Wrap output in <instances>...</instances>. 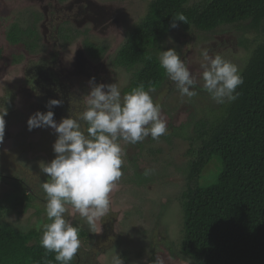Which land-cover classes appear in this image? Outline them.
Listing matches in <instances>:
<instances>
[{
    "label": "rangeland",
    "instance_id": "rangeland-1",
    "mask_svg": "<svg viewBox=\"0 0 264 264\" xmlns=\"http://www.w3.org/2000/svg\"><path fill=\"white\" fill-rule=\"evenodd\" d=\"M98 1L110 4L109 9L90 11L93 22L86 24L88 35L76 36L75 41L67 43L57 34L59 26L70 24L71 30H75L72 23L83 22L80 12H86L90 5L95 6L96 3L82 4L80 0H69V5L73 2V10L67 12L65 8L56 6L58 0L13 1L23 5L22 18H42L44 22H39L37 30L46 44L34 55L24 50L19 65H12L9 59L0 61V111L7 110L5 129L11 135L0 142V169L3 175L9 176V179L0 178V221H6L23 232L38 230L42 234L43 224L49 222L45 213V194L40 188V183L48 177L39 165L55 158L53 144L57 138L51 128L43 133V128L29 131V117L37 111L44 112L50 97L63 101L51 109L57 114L54 119L60 122L71 115L73 109L82 110L87 106L85 99L91 78L95 77V83L117 84L122 94L132 78L126 70L116 69L113 61L128 32L146 15L147 2ZM45 7L50 8L48 13L43 10ZM63 11L64 17L53 18L52 13L63 14ZM240 34L230 26L209 33L192 31L189 34L176 29L169 34L165 50L175 48L193 72L199 70L204 49H208L210 54L221 55L241 70L246 51L240 45ZM84 40H93L106 49L101 61L91 59L84 48ZM0 51L10 57L17 50L1 36ZM40 75H43L41 79ZM196 91L195 97H182L175 84L167 78L160 89L150 93L154 103L161 107L167 133L156 140L149 136L135 145L118 141L122 148L123 175L110 193L109 212L96 220L95 226H90L71 205H66L68 212L65 216L79 228L81 241L71 264H112L116 254L123 258L124 264H153L157 258L162 264H190L179 248L183 221L181 200L186 190L190 142L172 138L169 144L162 138L173 132L171 127L187 124L192 118H202L205 107L218 105L199 86ZM192 129L190 127L188 132L193 133ZM158 150L162 153L158 154ZM133 160L138 163L140 174H144L145 169H154L152 174L145 175L152 180L147 186L136 187L131 183ZM219 170L220 165L215 159L205 170L204 176L211 175L206 184L215 182ZM15 179L28 183L29 187L25 190L17 187L13 182ZM30 190L35 191L36 201ZM26 204H31L28 210ZM39 209L42 210L40 215Z\"/></svg>",
    "mask_w": 264,
    "mask_h": 264
},
{
    "label": "trees",
    "instance_id": "trees-1",
    "mask_svg": "<svg viewBox=\"0 0 264 264\" xmlns=\"http://www.w3.org/2000/svg\"><path fill=\"white\" fill-rule=\"evenodd\" d=\"M147 13L128 32L113 66L132 74L123 93L139 85L158 90L167 79L158 55L165 50L170 33L214 32L234 27L246 51L240 70L244 83L236 101L205 107L204 117L173 128L165 138L190 142L186 168L181 254L190 264H264V0H145ZM183 13L188 24L172 17ZM27 35V33H24ZM27 40L10 34L7 40L30 54L37 51L36 32ZM34 38L35 42L31 40ZM65 43L76 36H62ZM84 48L91 59L101 61L106 49L90 40ZM193 127V133L188 132ZM192 133V134H189ZM140 146V145H137ZM158 154L162 150L157 151ZM217 159L220 170L215 182L205 170ZM132 162V161H130ZM134 186L152 182L132 162ZM127 171V170H126ZM31 205H26L28 210ZM38 215L42 210H38ZM38 230L23 232L0 221V264H58L54 253L40 246ZM34 242V244H32Z\"/></svg>",
    "mask_w": 264,
    "mask_h": 264
},
{
    "label": "clouds",
    "instance_id": "clouds-1",
    "mask_svg": "<svg viewBox=\"0 0 264 264\" xmlns=\"http://www.w3.org/2000/svg\"><path fill=\"white\" fill-rule=\"evenodd\" d=\"M177 22L188 24L183 13L172 17L170 27L177 28ZM201 55L197 72L189 69L175 48L161 51L158 59L182 97H195L199 86L217 104L236 101L240 95L237 89L244 83L237 65L219 54H210L208 49ZM89 84L87 106L82 110L73 109L71 115L57 122L54 119L57 114L51 109L63 101L49 97L45 106L50 110L37 111L27 120L29 131L51 128L57 137L53 144L55 158L39 165L48 177L40 183V188L45 194V213L49 221L42 226L39 243L46 253L55 254L58 264H71L81 244L79 228L65 216L66 205H71L90 226H95L96 220L109 212L110 193L123 175L122 148L118 141L135 145L149 136L156 140L167 133L161 107L150 95L154 88L146 90L139 85L122 94L115 83H95L93 77ZM5 115L4 108L0 111V142L4 138ZM153 172L152 168L145 169L144 175ZM112 264H124V260L116 254ZM153 264L162 262L157 258Z\"/></svg>",
    "mask_w": 264,
    "mask_h": 264
},
{
    "label": "flooded vegetation",
    "instance_id": "flooded-vegetation-1",
    "mask_svg": "<svg viewBox=\"0 0 264 264\" xmlns=\"http://www.w3.org/2000/svg\"><path fill=\"white\" fill-rule=\"evenodd\" d=\"M13 1H16V0H0V7L2 9V10H0V27L2 26V29L0 31V37L2 36L3 38H5V42H7V44L10 45L12 48H15V50H17V51L15 52V54H13L10 57L8 55L4 56L3 52L0 51V61H2V60L3 61H5V60L8 61L7 59H9V60H11L12 65H19L18 61L21 58V54L26 49L23 48L21 43L15 44V45L10 43L7 40V38L9 37L10 34H15V35H19L20 38L24 37L27 40V38L29 37L28 34H32V33L36 32L37 36H33V37L34 38L36 37V40L39 39V41L37 40V44H38L37 45V51H39V49L40 50L43 49L46 44L42 40L43 35L40 34V32H38L37 26L39 25V22H44V21H42V18H32L31 15H30L31 18L30 17L27 18V19L22 18L23 17V14H22V12H23L22 6L23 5L22 4H18L17 2L13 3ZM18 1H22V0H18ZM80 2L82 4L83 3L95 4V3H98L99 1L98 0H80ZM99 3H101V2H99ZM50 5H52V4H50ZM71 5L73 6V2L69 5V0H58V2L56 4L57 7L65 8V10L67 12H69L68 11L69 9L73 10ZM105 5L109 6L107 3H105ZM56 6H50V8L53 7V9H55L54 7H56ZM105 7L97 6V5H95V6H91L90 5V7L86 10V12L81 11L80 14L83 16V22L82 21L76 22V24L72 23L75 26L74 27L75 30H71L72 25H70V24H66L64 26H59V28L57 29V34H58L59 38L62 39V36L71 37L72 35L73 36H83L84 35V37H85V35H88V31L86 29L88 25H86V24H91V22H93L92 18L89 15V12L90 11L94 12L96 10H98V12H104L106 9H109V8H105ZM46 8L47 7H45L43 10H46L47 13H48L50 8H47V9ZM77 13H79V11H77ZM52 14L54 16L53 18H61L62 16L64 17L65 11H63V14H57V13H52ZM66 16H65V18H66ZM33 17H34V15H33ZM24 33H27V35H24ZM34 38L31 39V40H33L32 41L33 43L36 41ZM42 76L43 75H40L38 77L41 79ZM32 80H34V78ZM68 84L71 87H73V84H71L70 81H68ZM70 94L71 93H69L67 98L70 97ZM43 110H45L44 112H46V111H48L50 109L46 107L45 109L43 108ZM54 118H55V115H54ZM46 129H48V128H43L42 133L45 132ZM10 137H11L10 133L5 129L3 140H6V139H8ZM2 177H6L5 179H9V176L3 175V172L0 169V178H2ZM13 182L17 185V187H22V188L24 187L23 188L24 190L27 187H29L28 183L21 182L20 179H15V180H13ZM32 192L35 195H33ZM29 193L32 194V196H33L32 198L36 201L37 199H35V198H37V195H36L35 191L34 190H30ZM17 194H18V192H17ZM26 205H31V204H26Z\"/></svg>",
    "mask_w": 264,
    "mask_h": 264
}]
</instances>
